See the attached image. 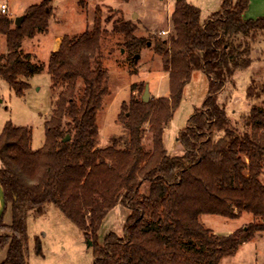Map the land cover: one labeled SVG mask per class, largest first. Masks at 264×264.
<instances>
[{"label": "trees", "instance_id": "16d2710c", "mask_svg": "<svg viewBox=\"0 0 264 264\" xmlns=\"http://www.w3.org/2000/svg\"><path fill=\"white\" fill-rule=\"evenodd\" d=\"M83 7V0H78ZM249 0H223L218 13L200 23V11L175 0L174 36L159 43L169 80V96L148 103L131 99L121 105L119 121L127 135L97 147V113L108 95L106 71L97 62L103 29L97 8L93 27L64 36L51 53L47 72L56 96L44 125V142L31 149V131L6 124L0 134V185L5 210L0 218V264H27L29 215L54 205L83 233L93 264H219L234 257L256 234L264 233V110L252 106L241 129L230 124L219 95L237 72L250 68L254 45L264 33V16L245 20ZM49 1L29 7L19 27L0 14V81L17 96L26 80L45 71L20 49L23 41L46 34L52 16ZM111 22V18L106 19ZM128 22H113L131 53L146 42L133 37ZM193 72H202L208 90L199 109L177 136L183 155L170 157L164 127L178 109ZM264 94V89L260 90ZM252 85L246 99L258 100ZM148 124L152 149L144 152L143 127ZM69 140L63 142L65 137ZM129 211L123 236L109 234L102 245L97 233L116 206ZM7 208L11 223L4 224ZM254 221L228 236H217L199 223L202 215Z\"/></svg>", "mask_w": 264, "mask_h": 264}, {"label": "rangeland", "instance_id": "374dc122", "mask_svg": "<svg viewBox=\"0 0 264 264\" xmlns=\"http://www.w3.org/2000/svg\"><path fill=\"white\" fill-rule=\"evenodd\" d=\"M43 0H0L7 6L8 18L14 22L23 16L31 6ZM52 10L46 34L25 40L20 51L32 57L35 63L45 66V71L26 80L28 89L22 97H17L8 86L0 81V134L6 124L28 128L31 131V149H40L44 142V125L51 117L55 94L47 66L51 53L58 50L64 36L73 37L90 31L93 27L96 9L100 10L103 29L109 34L101 40L97 62L106 71L108 95L103 99L97 113L100 149L110 145L112 139L127 135L119 121L121 105L131 99L141 100L144 88L148 86L149 100L169 96L168 75L164 71L162 57L156 53V46L174 36L171 15L175 0H48ZM200 11V22L218 13L223 0H185ZM235 1V0H233ZM264 0H249L250 10L255 13ZM111 18V22L106 19ZM128 22L134 27L133 37L146 45L134 54L127 50L121 35L110 33L113 22ZM165 32L166 35H161ZM256 47V48H255ZM257 50L252 56L248 70L237 72L219 95V104L225 107L230 124L241 129L243 120L252 106L264 110V33L254 45ZM6 54L5 38L0 36V55ZM137 60L134 61V57ZM253 86L258 100L246 99V89ZM208 83L202 72H193L184 86L178 109L164 127V147L170 157L183 155V148L177 136L188 119L199 109L206 97ZM149 102V101H148ZM147 102V103H148ZM142 145L144 152L152 149L149 125L143 127ZM264 184V174L261 176ZM129 211L122 205L116 206L104 218L97 233L98 244L102 245L109 234L123 236V228ZM254 221L250 214L238 219H226L212 215H202L199 223L217 236H228ZM6 225L11 223V212L7 208L3 218ZM28 237L27 264H93L92 249L83 233L52 204L44 207L39 216L29 215L26 223ZM5 251L0 252V263ZM219 264H264V233L243 244L234 257H226Z\"/></svg>", "mask_w": 264, "mask_h": 264}, {"label": "water", "instance_id": "95a60500", "mask_svg": "<svg viewBox=\"0 0 264 264\" xmlns=\"http://www.w3.org/2000/svg\"><path fill=\"white\" fill-rule=\"evenodd\" d=\"M23 21V17H20V18H17L14 22V26L15 27H19L21 25ZM137 56L134 57V61L137 60ZM141 101L143 103H147L149 101V92H148V86L146 85L145 88H144V92H143V95H142V98H141ZM69 140V137L66 136L65 139L63 140V142H66ZM4 210H5V201H4V193H3V190H2V187L0 185V218L2 217L3 213H4Z\"/></svg>", "mask_w": 264, "mask_h": 264}, {"label": "crops", "instance_id": "0c3cea01", "mask_svg": "<svg viewBox=\"0 0 264 264\" xmlns=\"http://www.w3.org/2000/svg\"><path fill=\"white\" fill-rule=\"evenodd\" d=\"M249 7V6H248ZM264 16V3L261 4L259 7H258V10L253 13L250 8L247 9V11L245 12V15H244V18L245 20H256L260 17H263ZM201 23V22H200ZM35 38V37H34ZM33 38V39H34ZM32 40V39H31ZM61 41V40H60ZM60 45V44H59ZM59 48V46H58ZM256 48V47H255ZM257 50L254 49L253 53L256 52ZM252 53V54H253ZM251 59H252V56H251ZM253 61V60H252Z\"/></svg>", "mask_w": 264, "mask_h": 264}, {"label": "built area", "instance_id": "2783aa9c", "mask_svg": "<svg viewBox=\"0 0 264 264\" xmlns=\"http://www.w3.org/2000/svg\"><path fill=\"white\" fill-rule=\"evenodd\" d=\"M0 14L3 16H8L7 15V6L5 3H0ZM161 35H166V33L161 32Z\"/></svg>", "mask_w": 264, "mask_h": 264}]
</instances>
